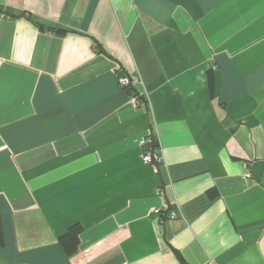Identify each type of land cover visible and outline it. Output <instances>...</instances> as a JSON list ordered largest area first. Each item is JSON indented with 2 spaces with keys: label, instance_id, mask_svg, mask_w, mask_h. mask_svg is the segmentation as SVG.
<instances>
[{
  "label": "crops",
  "instance_id": "1",
  "mask_svg": "<svg viewBox=\"0 0 264 264\" xmlns=\"http://www.w3.org/2000/svg\"><path fill=\"white\" fill-rule=\"evenodd\" d=\"M0 7V264H264V0Z\"/></svg>",
  "mask_w": 264,
  "mask_h": 264
},
{
  "label": "trees",
  "instance_id": "2",
  "mask_svg": "<svg viewBox=\"0 0 264 264\" xmlns=\"http://www.w3.org/2000/svg\"><path fill=\"white\" fill-rule=\"evenodd\" d=\"M0 13H4L10 16H15V17L19 16L16 14H12L8 11H4L1 7H0ZM22 15H25V14H22ZM26 17L30 21H32L38 27L40 31H47V32H51L57 35H64L67 32V30H64V29H61L55 26H48L38 20L33 19L30 15ZM94 42H95L96 49L99 52H104L102 46L97 41H94ZM213 83H214L213 72L209 71L208 72V85H209L211 92L213 90ZM130 93L136 95L138 91L133 86H131ZM140 100L141 102L144 101L143 97H140ZM155 147H157V143L153 139L152 148H155ZM80 231H81L80 225L73 224L70 227H68V229L62 235L58 237V243L61 246L66 256L71 257L77 252L79 242H80V239H79ZM3 245H4V236L2 232V224H1V219H0V247H2ZM171 249L174 255L176 256V258L178 259V261L180 262V264H187L178 250L174 249L173 247Z\"/></svg>",
  "mask_w": 264,
  "mask_h": 264
},
{
  "label": "built area",
  "instance_id": "3",
  "mask_svg": "<svg viewBox=\"0 0 264 264\" xmlns=\"http://www.w3.org/2000/svg\"><path fill=\"white\" fill-rule=\"evenodd\" d=\"M118 83L122 88H131V86L139 85L141 84V81L138 76L136 75H128V74H120L118 76ZM142 92L139 91L136 95L131 96V102L139 106L141 103L140 96H142ZM153 144V137L152 136H146L142 141L141 145L144 148V151L142 152L141 159L143 163L150 164L154 168L157 167L160 160L153 158L152 154L155 148H152ZM247 167H249V164H246ZM246 178L251 177L250 172H246L245 174ZM154 214L160 216L161 222L164 221V219H161L162 215L165 214L166 219H175L178 217V214L175 211L170 210L169 208H156L152 211Z\"/></svg>",
  "mask_w": 264,
  "mask_h": 264
}]
</instances>
